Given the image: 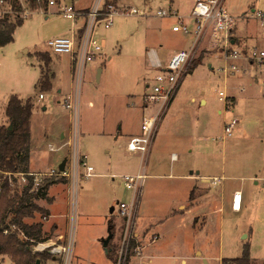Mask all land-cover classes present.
Here are the masks:
<instances>
[{
	"label": "rangeland",
	"instance_id": "obj_1",
	"mask_svg": "<svg viewBox=\"0 0 264 264\" xmlns=\"http://www.w3.org/2000/svg\"><path fill=\"white\" fill-rule=\"evenodd\" d=\"M106 1L117 9L135 7L142 12L116 13L108 29L99 28L104 56L86 61L79 76L73 73L70 56L48 51L45 41L70 34L72 22L58 11L59 4L86 10L95 0H59L48 8L27 7L29 13L15 28L13 40L0 46V125L8 124L4 106L11 94L31 99L30 134L33 148L38 149L31 153V168L44 173L56 169L60 160L72 156L75 146L93 167L92 175L85 177L79 165L76 179L65 176L62 181L56 174L35 175L38 183L44 178L56 181L46 191L47 197L52 195L49 208L53 215L50 212L43 219L35 213L25 221L42 222L43 232L50 236L45 241L50 249L58 244L64 247L61 256L48 252L42 264H62L65 256L68 264H116L123 229L116 206L131 200L133 194L121 176L134 174L139 162V153L125 149L126 141L137 134L143 117L156 109V104H143L146 84H153L170 53L187 48L193 39L191 34L172 32L173 17L154 13L169 6L177 8L192 28L189 13L194 0H173L171 5L166 0L101 3ZM225 6L234 19L231 35L235 29L247 38L264 35L252 11L264 12V0H225ZM35 51L47 52L50 58L48 89L38 83L45 63ZM228 62L219 45L197 46L164 109L146 161L150 175L144 178L136 213L135 231L140 234L135 240L141 255L135 254L133 260L129 252L126 264L132 260V264H183L181 259L184 264H223V258L239 257L245 247L254 264H264V69L238 60L241 69L225 73L220 68ZM219 91L224 93L222 99ZM40 92L42 99H38ZM70 93L75 110L64 106ZM232 117L237 124L231 136L219 139L224 123ZM61 132L74 147L61 145ZM48 143L59 148L51 151ZM191 169L205 177L187 198L186 180L174 175ZM14 176L18 189L28 183L26 177ZM212 176L223 179L213 186L206 182ZM234 189L242 192L237 212L230 209L228 199ZM36 202L40 206L49 203L45 199ZM59 233L63 236L55 238ZM109 233L106 253L103 242ZM154 234V241L148 243ZM0 264L12 263L0 255Z\"/></svg>",
	"mask_w": 264,
	"mask_h": 264
},
{
	"label": "built area",
	"instance_id": "obj_2",
	"mask_svg": "<svg viewBox=\"0 0 264 264\" xmlns=\"http://www.w3.org/2000/svg\"><path fill=\"white\" fill-rule=\"evenodd\" d=\"M41 1L42 0H36V2ZM17 2L21 6V10L18 12L13 9L10 2L0 0V18L6 15L11 16L16 13L21 17L26 16L29 13L26 9L29 7L28 0H17ZM59 3V0H46L45 5L46 8H48L53 5H58ZM58 11L64 17L71 20L72 27L70 34L47 39L45 41V46L48 51L54 54H68L70 56L73 73L75 74L76 72L77 76L80 75L86 61H92L98 56H104V41L99 38V28L108 29L113 24V15L116 13L130 15L142 12L135 7L130 9H117L111 2L106 1L101 3V0H95L93 6L86 10H76L72 5L62 3L59 4ZM253 11L255 12V18L258 19L260 25L264 27V12L254 9ZM154 15L158 17H173L175 23L171 27L172 30L184 34H191L193 39L190 46L171 54L165 65L160 68L159 72L153 77V84L151 86H149L148 83L146 84L148 90L142 95L143 104L144 106L148 103L156 104V109H154V112L148 117H143L139 132L131 136L126 141L125 145L127 151L139 153L142 163H144L145 156L152 144L157 123L161 119L164 109L173 98L179 82L186 72V66L197 46L206 43L209 46H215L217 44L222 47L224 59L229 61L227 65H225L226 67L220 68L225 73L234 74L238 72L241 69L237 63L238 60H243L248 64L256 65L264 69V45L256 44L248 47L241 46L239 48L234 46L235 43L231 38V31L234 28V19L226 9L225 0H195L190 11V17L193 23L192 28H189L187 22L183 21V17L174 9L160 8L155 11ZM77 21H80L79 26H76ZM78 89L79 85L77 91ZM218 96L219 99H222L224 93L219 91ZM43 97V93L40 92L38 94V99H42ZM66 98H69V100L65 101V108L75 110L76 106L72 94L70 93ZM236 124L237 119L235 117L226 121L223 126L222 134L219 135L218 138L222 140L231 136ZM68 145H73L74 147V142L70 140ZM55 149V147L49 146V150ZM79 165L84 167L85 177L92 175L93 167L86 164L78 154L75 146L72 156L67 158L63 171H59L58 168H52L45 173L28 172L15 173L14 175L19 174L22 179H24V177L27 178V174L32 175L34 181L32 184L34 185L31 186L30 190H33L36 189L39 184L35 182V175L43 173L51 176L56 174L60 177L71 176L72 179H76ZM67 167H69L68 170ZM145 177L146 174L144 170L121 176V181L125 188L132 190L133 194L131 200L128 202L119 201L116 206V213L123 221L122 236L118 250L119 256L116 264H124L129 252L131 253L133 251L137 255L140 254V247L134 245L136 241L135 224L140 191ZM222 179L223 177L221 176H212L206 179V182L215 186L220 183ZM241 205L242 192L240 190H234L230 199V209L237 212L241 209ZM29 249L33 253L47 251L54 256H61L64 251L62 244H58L57 246L54 245L52 249H50L45 242L32 244L29 246ZM62 260V264H68L67 256L62 258Z\"/></svg>",
	"mask_w": 264,
	"mask_h": 264
},
{
	"label": "trees",
	"instance_id": "obj_3",
	"mask_svg": "<svg viewBox=\"0 0 264 264\" xmlns=\"http://www.w3.org/2000/svg\"><path fill=\"white\" fill-rule=\"evenodd\" d=\"M11 3L16 12L21 10L17 0H6ZM46 0L36 2L28 0L31 9L37 7L46 8ZM23 22L18 13L0 18V46L13 40L15 28ZM235 40L233 37H231ZM39 61H44L45 66L41 68L38 83L41 89H48L50 76L47 64L50 61L47 52H33ZM33 102L31 99L23 100L17 95L11 94L4 106V114L8 119L7 125H0V255L7 256L12 264H42L50 255L47 251L33 253L29 246L37 242H45L50 236L45 235L41 221H25L26 218H33L39 213L43 219L49 215L48 209L40 206L36 200L47 197L48 186L56 182L51 178H44L36 189L30 190L33 176L27 174L28 183L21 189L17 188L15 173H28L29 150H30V116ZM9 124L11 127L9 128ZM64 180L63 177L59 181ZM13 185H12V184ZM6 231V232H5ZM133 244V243H132ZM128 258V257H127ZM128 259L125 260L126 264ZM245 247L239 257L223 258V264H254Z\"/></svg>",
	"mask_w": 264,
	"mask_h": 264
},
{
	"label": "crops",
	"instance_id": "obj_4",
	"mask_svg": "<svg viewBox=\"0 0 264 264\" xmlns=\"http://www.w3.org/2000/svg\"><path fill=\"white\" fill-rule=\"evenodd\" d=\"M113 1V0H112ZM166 1H168L169 2V4L171 5V4H173V0H166ZM108 2V1H107ZM114 2V1H113ZM194 2H195V0H194ZM193 5H194V3H193ZM193 5H192V7H193ZM192 7H191V9H192ZM169 8L170 9H174V10H176L177 11V8L175 9V8H172L171 6H169ZM191 9H190V11H191ZM252 11H253V9H252ZM177 13H178V11H177ZM189 18H190V20L192 21V19H191V17H190V13H189ZM175 23V22H174ZM174 23H172L171 24V27H172V25H174ZM187 24L189 25V23L187 22ZM171 30H172V28H171ZM235 31V34H233L232 35V37L235 39V38H237V40L235 41V40H233L234 41V43H238L240 46H245V47H248V46H251V45H264V35L263 34H259V35H255V36H251V37H248L247 38V36H240V35H237L236 34V29L234 30ZM172 32H176V31H173L172 30ZM237 36V37H236ZM239 38V39H238ZM246 38L248 39V40H246ZM182 49V48H181ZM180 50V49H179ZM174 52H172V53H170V54H173ZM169 54V56H168V58L171 56ZM167 58V59H168ZM166 63V62H165ZM165 63L163 64V66L165 65ZM162 66V67H163ZM161 67V68H162ZM203 102H204V100H203ZM43 109H45V107H43ZM218 112H220V110H218ZM139 132V129H137V133ZM60 139L61 140H64L63 142H62V146L65 144V145H68V142L70 141V137H67L66 138V135L64 134V132H61V134H60ZM155 139H156V137H154L153 138V141H152V144H151V146H150V148H149V151H148V153L146 154V156H145V161H144V163H142L141 162V159H140V156L138 155V158H139V162H138V169H137V171L136 172H138V171H141V170H144L145 171V174L146 175H150V174H147L146 173V168H145V165H146V161H147V159H148V156H149V153H150V151L152 150V148H154V146H155ZM53 146L54 147V145L53 144H51V143H48V149H49V146ZM56 149L55 150H57L59 147H55ZM55 150H51V151H55ZM33 151L35 152V153H37V151H38V149L36 150V149H34L33 148V146H32V137H30V150H29V164H28V170H29V172H32V173H39V172H44L43 170H41V169H32L31 168V166H30V156H31V153H33ZM83 156L85 157L86 156V154H83ZM84 157H82V159L85 161V159H84ZM175 158V156H172V158ZM61 161V160H60ZM59 161V162H60ZM58 162V163H59ZM58 165V164H57ZM57 165H56V167H57ZM90 165V164H89ZM54 168V167H53ZM50 169H52V168H50ZM135 172V173H136ZM174 176H177L178 178H180V179H183V180H186V189H188V191H189V193H188V197L187 198H189L190 197V195L189 194H191V190L193 189V187L194 186H198V185H200V179H202L203 177H205V176H201L200 175V171L199 170H193V169H191V170H188L187 172H185V173H183V174H177V175H174ZM51 188V187H50ZM234 190H240V189H234ZM233 190V191H234ZM49 191H50V189H49ZM232 191V192H233ZM231 195H232V193L228 196V199H229V202H230V199H231ZM48 196L51 198L52 197V195H50L49 193H48ZM50 205H52V201L51 202H49V203H47L46 202V205L44 206V205H41V206H43V207H45L46 209H48V211H49V214H50V212H51V209L49 208V206ZM179 207L180 208H182V207H184V205H179ZM111 211H113L114 210V207H111V209H110ZM234 212V211H233ZM53 215V213L51 212V214H50V216H52ZM49 216V217H50ZM55 225V224H54ZM56 226V225H55ZM58 226V225H57ZM43 228H44V225L42 226ZM143 228H144V226H143ZM139 232H137L136 231V236L138 237L139 236ZM61 236H63V234L62 233H59V234H57L56 236H55V238H60ZM156 235L154 234L153 235V237H152V239L148 242V243H152L154 240H153V238L155 237ZM157 239V238H156ZM147 243V244H148ZM134 245H139L138 243H137V240L135 241V244ZM145 246L146 245H144V247L143 246H141V253H142V251H143V249L145 248ZM106 252V251H105ZM108 252V251H107ZM106 252V253H107ZM141 255V254H140ZM139 255V256H140ZM54 256V255H53ZM130 256L133 258V260L136 258V256H135V253L132 251L131 253H130ZM56 257V256H55ZM133 260L130 262V264H132L133 263ZM185 263V261L183 260V259H181V263ZM183 263V264H184Z\"/></svg>",
	"mask_w": 264,
	"mask_h": 264
},
{
	"label": "water",
	"instance_id": "obj_5",
	"mask_svg": "<svg viewBox=\"0 0 264 264\" xmlns=\"http://www.w3.org/2000/svg\"><path fill=\"white\" fill-rule=\"evenodd\" d=\"M11 127V124H9V128ZM67 161V157H64L57 165V168L59 171H63L64 168H65V163ZM112 237V233H109L108 237L105 239V241L103 242V246H104V249L105 251L107 252L109 249L107 248V243L108 241L111 239ZM39 263V260L37 259L36 260V264Z\"/></svg>",
	"mask_w": 264,
	"mask_h": 264
}]
</instances>
